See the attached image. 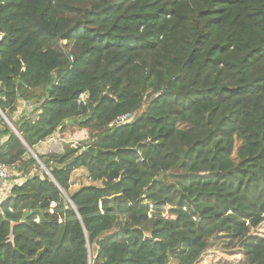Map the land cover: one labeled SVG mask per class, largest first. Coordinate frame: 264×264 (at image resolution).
<instances>
[{"label":"trees","instance_id":"obj_1","mask_svg":"<svg viewBox=\"0 0 264 264\" xmlns=\"http://www.w3.org/2000/svg\"><path fill=\"white\" fill-rule=\"evenodd\" d=\"M0 35V264H264V0H0Z\"/></svg>","mask_w":264,"mask_h":264},{"label":"rangeland","instance_id":"obj_2","mask_svg":"<svg viewBox=\"0 0 264 264\" xmlns=\"http://www.w3.org/2000/svg\"><path fill=\"white\" fill-rule=\"evenodd\" d=\"M62 44H65L62 42ZM38 115V113H33L31 115V119H35V117ZM11 129V128H10ZM12 130V129H11ZM66 133L70 136L66 137L69 140H79V137L83 135V133L76 127L67 129ZM74 138V139H73ZM64 139L59 138L58 136L52 137V139H47L45 142H42L38 144L35 147V150L39 154H44L47 152H57L61 153L64 143ZM240 144L236 143V148H238ZM33 151V150H32ZM36 155V153L34 152ZM42 169V168H41ZM15 173V172H14ZM17 175V174H16ZM70 189L69 192L73 193L74 191L78 190L81 187L94 185V186H100L101 182H92L89 178L86 172L83 169L76 170L72 173L70 178Z\"/></svg>","mask_w":264,"mask_h":264},{"label":"built area","instance_id":"obj_3","mask_svg":"<svg viewBox=\"0 0 264 264\" xmlns=\"http://www.w3.org/2000/svg\"><path fill=\"white\" fill-rule=\"evenodd\" d=\"M1 37L2 35H0V39ZM83 99L84 97L81 96V100ZM22 108L27 111L31 109V105L23 103ZM16 116H20V112L17 113ZM37 117L38 115L35 117V119H33V121L36 120ZM15 177H18V175L14 173L12 168L0 163V202H2L7 196H9L13 186L18 184L20 179L16 180L14 179ZM51 206H54V203H52Z\"/></svg>","mask_w":264,"mask_h":264},{"label":"water","instance_id":"obj_4","mask_svg":"<svg viewBox=\"0 0 264 264\" xmlns=\"http://www.w3.org/2000/svg\"><path fill=\"white\" fill-rule=\"evenodd\" d=\"M0 115L2 116L3 120L5 121V123L12 129V131L20 138L19 134L17 133V131L15 130V128L11 125V123L7 120V118L1 113L0 111ZM29 153L32 155V157L37 161V163L40 165V167L45 171V173L50 177L51 175L49 174V172L45 169V167L41 164V162L39 161L37 155L34 154V152L29 148L27 147ZM64 196L68 199V196L67 194H65L63 192ZM69 201V199H68ZM70 205L74 208V206L71 204V202L69 201ZM75 209V208H74Z\"/></svg>","mask_w":264,"mask_h":264}]
</instances>
